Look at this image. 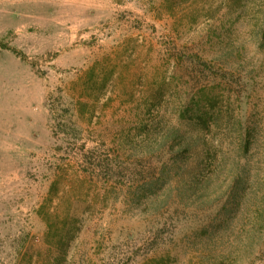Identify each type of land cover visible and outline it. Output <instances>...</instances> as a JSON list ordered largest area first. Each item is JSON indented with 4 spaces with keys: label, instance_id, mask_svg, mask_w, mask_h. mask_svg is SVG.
Here are the masks:
<instances>
[{
    "label": "rangeland",
    "instance_id": "obj_1",
    "mask_svg": "<svg viewBox=\"0 0 264 264\" xmlns=\"http://www.w3.org/2000/svg\"><path fill=\"white\" fill-rule=\"evenodd\" d=\"M0 264H264V0H0Z\"/></svg>",
    "mask_w": 264,
    "mask_h": 264
}]
</instances>
